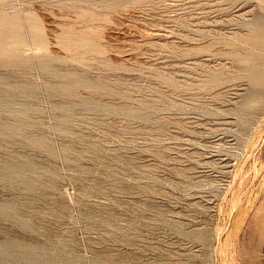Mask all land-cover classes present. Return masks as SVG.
Instances as JSON below:
<instances>
[{"label":"rangeland","instance_id":"1","mask_svg":"<svg viewBox=\"0 0 264 264\" xmlns=\"http://www.w3.org/2000/svg\"><path fill=\"white\" fill-rule=\"evenodd\" d=\"M0 53V264H264V0H0Z\"/></svg>","mask_w":264,"mask_h":264},{"label":"bare ground","instance_id":"2","mask_svg":"<svg viewBox=\"0 0 264 264\" xmlns=\"http://www.w3.org/2000/svg\"><path fill=\"white\" fill-rule=\"evenodd\" d=\"M6 20H8V19H6ZM3 22H4V21H3ZM8 22H9V21H8ZM6 23H7V22H6ZM260 24H261V23H260ZM5 25H6V24H5ZM8 25H9V24H8ZM254 25H255V23H254ZM258 26H259V25H258ZM260 27H261V26H260ZM262 31H263V30H262ZM254 32H255V31H254ZM257 33H258V32H257ZM258 36H259V35H258ZM260 36H261V35H260ZM252 37H253V36H252ZM256 39H258V38H256ZM262 39H263V38H262ZM249 41H250V40H249ZM15 43H17V42H15ZM250 43H251V42H250ZM13 44H14V43H13ZM257 44H258V43H257ZM258 45H259V44H258ZM1 46H2V45H1ZM4 46H7V45L5 44ZM4 46H3V47H4ZM16 46H17V45H16ZM12 47H13V45H12ZM13 49H14V48H13ZM22 49H23V48H22ZM4 50H5V49H4ZM7 50H8V49H7ZM7 50H6V51H7ZM0 54L2 55V53H0ZM260 54H261V53H260ZM3 56H4V55H3ZM256 57H257V56H256ZM258 59H259V58H258ZM255 60H256V59H255ZM262 62H263V61H262ZM254 73H255V72H254ZM260 76H261V75H260ZM252 93H254V92H252ZM252 93H251V94H252ZM255 102H256V101H255ZM252 105H253V104H252Z\"/></svg>","mask_w":264,"mask_h":264}]
</instances>
